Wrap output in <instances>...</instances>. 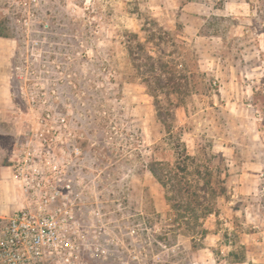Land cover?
I'll use <instances>...</instances> for the list:
<instances>
[{
  "label": "rangeland",
  "instance_id": "1",
  "mask_svg": "<svg viewBox=\"0 0 264 264\" xmlns=\"http://www.w3.org/2000/svg\"><path fill=\"white\" fill-rule=\"evenodd\" d=\"M15 12L0 0V166L33 123L25 93L54 91L82 144L78 215L131 264H264V0H39L30 33Z\"/></svg>",
  "mask_w": 264,
  "mask_h": 264
},
{
  "label": "built area",
  "instance_id": "2",
  "mask_svg": "<svg viewBox=\"0 0 264 264\" xmlns=\"http://www.w3.org/2000/svg\"><path fill=\"white\" fill-rule=\"evenodd\" d=\"M7 2L17 8L12 14L15 21L30 33L39 0ZM29 92L25 96L33 123L11 160L20 208L1 219L0 264H131L137 256L118 250L97 231L98 224H86L78 215L81 192L66 176V169L83 155L70 117L72 106L54 91ZM75 109L77 118H83Z\"/></svg>",
  "mask_w": 264,
  "mask_h": 264
},
{
  "label": "crops",
  "instance_id": "3",
  "mask_svg": "<svg viewBox=\"0 0 264 264\" xmlns=\"http://www.w3.org/2000/svg\"><path fill=\"white\" fill-rule=\"evenodd\" d=\"M14 56V46L4 36H0V138L5 130V121H12L14 100L10 80L11 65ZM10 169V168H9ZM11 170L0 166V223L20 206V195L11 186ZM1 232V224H0Z\"/></svg>",
  "mask_w": 264,
  "mask_h": 264
},
{
  "label": "trees",
  "instance_id": "4",
  "mask_svg": "<svg viewBox=\"0 0 264 264\" xmlns=\"http://www.w3.org/2000/svg\"><path fill=\"white\" fill-rule=\"evenodd\" d=\"M0 36H3V34H2V31H0ZM181 148V152L179 151V149ZM177 151L179 152L178 153V156H177V161H176V165L177 164H179V162H180V159L182 158V156H184V155H186V158L188 159V160H191V157L190 156H188L187 155V152H186V150H185V148H184V145L182 146V145H179L178 146V148H177ZM193 160V159H192ZM187 166L188 165H186L185 166V170L187 171ZM197 172H199V171H197ZM208 176V175H207ZM212 176L213 175H210L209 176V179H208V181H207V183L208 184H210V186H211V188H210V190H211V193H212V196L213 197H218L219 196V193H216L217 191H216V189L214 188V187H212V185H211V182H212ZM191 187L192 186H190L189 184H188V187L186 188V190L188 191V194L187 195H184V194H182L181 195V193H179V195L178 196H180L181 198H183V197H185V198H198V197H200L198 194H193V193H191L190 191H191ZM224 190V189H223ZM190 192V193H189ZM211 210H212V208H209V209H206V212L204 213V215H207L208 213H210L211 212Z\"/></svg>",
  "mask_w": 264,
  "mask_h": 264
}]
</instances>
